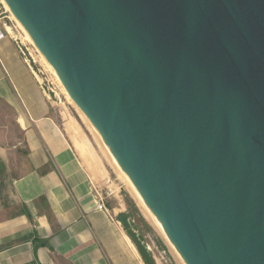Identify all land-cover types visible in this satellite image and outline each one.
Masks as SVG:
<instances>
[{
  "label": "water",
  "instance_id": "95a60500",
  "mask_svg": "<svg viewBox=\"0 0 264 264\" xmlns=\"http://www.w3.org/2000/svg\"><path fill=\"white\" fill-rule=\"evenodd\" d=\"M5 2L182 262L264 264V0Z\"/></svg>",
  "mask_w": 264,
  "mask_h": 264
},
{
  "label": "crops",
  "instance_id": "0c3cea01",
  "mask_svg": "<svg viewBox=\"0 0 264 264\" xmlns=\"http://www.w3.org/2000/svg\"><path fill=\"white\" fill-rule=\"evenodd\" d=\"M9 17L0 1V264H146L121 210H97L104 160L72 117L60 118ZM75 139L93 151L91 165Z\"/></svg>",
  "mask_w": 264,
  "mask_h": 264
},
{
  "label": "rangeland",
  "instance_id": "374dc122",
  "mask_svg": "<svg viewBox=\"0 0 264 264\" xmlns=\"http://www.w3.org/2000/svg\"><path fill=\"white\" fill-rule=\"evenodd\" d=\"M7 10L10 14L8 23L12 28V35L16 37L23 46L25 55L30 57V60L32 59L33 64L42 78L43 85L46 87L48 93L52 95L53 102L57 106L60 118L65 124L67 122V117H72L84 135L89 137L98 148L99 154L102 156V160H104L107 172L106 185L102 192V194L106 196L105 204L110 212L111 206L121 210L118 216L119 220L122 222L125 230L134 239L139 255L143 261L146 264H149V261L151 264H184L154 219L149 216L150 214L146 210V206L143 204L132 185L123 179L117 165L106 148H104L105 145L103 141L96 133L89 120L84 116L75 102L72 99L70 100L59 88L49 72V69L42 63L39 52L35 46L21 39L17 23L12 17L11 11L9 9ZM133 227H138V232H134L132 230ZM139 235L143 237V242L151 253L148 260H145L139 249V244L137 242Z\"/></svg>",
  "mask_w": 264,
  "mask_h": 264
},
{
  "label": "bare ground",
  "instance_id": "6f19581e",
  "mask_svg": "<svg viewBox=\"0 0 264 264\" xmlns=\"http://www.w3.org/2000/svg\"><path fill=\"white\" fill-rule=\"evenodd\" d=\"M5 3V6L7 9L10 10L9 6L7 5V3L5 2V0H2ZM11 11V10H10ZM12 17L14 18V20L17 23V27L21 33V39L24 42H28L30 44H32L33 46H35V48L37 49V51L39 52V57L42 61V63L44 64V66L46 68L49 69V72L51 73V75L53 76L54 80L56 81L57 85L59 86V88L64 92V94H66V96L71 100V96L69 95V93L67 92L65 86L63 85V83L61 82L59 76L57 75V73L55 72L54 68L51 66V64L47 61V59L45 58V56L41 53V51L38 49V47L36 46V44L34 43L33 39L31 38V36L29 35V33L26 31V29L23 27V25L18 21V19L14 16V14L11 12ZM85 116V115H84ZM86 117V116H85ZM87 118V117H86ZM88 119V118H87ZM88 121V120H87ZM90 122V121H89ZM92 125V124H91ZM96 131V130H95ZM97 133V132H96ZM75 143H76V147L79 150V152L82 154V156H85L88 159L89 164L91 165V161L95 160V155L93 153V151H90L88 148V144L84 141H79L78 139H75ZM105 145V144H104ZM104 148H106V150L108 151V153L110 154L109 150L107 149V147L105 146ZM111 158L113 159V161L115 162V164L117 165L120 174L122 175L123 179L126 180L128 183H130L128 181V179L126 178V176L124 175V173L122 172V170L120 169V167L118 166V164L116 163V161L114 160V158L112 157V155L110 154ZM140 198V197H139ZM144 204V203H143ZM146 210L148 211V209L146 208ZM146 211V212H147ZM148 213L150 214V212L148 211ZM148 214V215H149ZM149 216H151L152 219H154L152 217V215L150 214ZM155 221V220H154ZM156 222V221H155ZM157 224V223H156ZM158 225V224H157ZM160 228V227H159Z\"/></svg>",
  "mask_w": 264,
  "mask_h": 264
},
{
  "label": "built area",
  "instance_id": "2783aa9c",
  "mask_svg": "<svg viewBox=\"0 0 264 264\" xmlns=\"http://www.w3.org/2000/svg\"><path fill=\"white\" fill-rule=\"evenodd\" d=\"M2 1V0H0ZM6 34L2 31H0V40L4 38ZM96 194L99 197V201L97 202V210L103 211L105 213H109V210L105 204V198L106 196L102 194L100 191L96 190Z\"/></svg>",
  "mask_w": 264,
  "mask_h": 264
},
{
  "label": "trees",
  "instance_id": "16d2710c",
  "mask_svg": "<svg viewBox=\"0 0 264 264\" xmlns=\"http://www.w3.org/2000/svg\"><path fill=\"white\" fill-rule=\"evenodd\" d=\"M133 230V229H132ZM138 244H139V249H140V251L142 252V254H143V256H144V258H145V260H148V257H150V255H151V253L149 252V250L147 249V247H146V245L138 238ZM148 264V263H147ZM149 264H151L150 263V261H149Z\"/></svg>",
  "mask_w": 264,
  "mask_h": 264
}]
</instances>
